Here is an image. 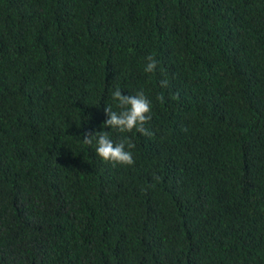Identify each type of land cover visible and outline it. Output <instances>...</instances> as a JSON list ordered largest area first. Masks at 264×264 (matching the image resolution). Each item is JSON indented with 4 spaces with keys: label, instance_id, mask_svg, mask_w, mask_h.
I'll list each match as a JSON object with an SVG mask.
<instances>
[{
    "label": "trees",
    "instance_id": "trees-1",
    "mask_svg": "<svg viewBox=\"0 0 264 264\" xmlns=\"http://www.w3.org/2000/svg\"><path fill=\"white\" fill-rule=\"evenodd\" d=\"M0 264H264V0H0Z\"/></svg>",
    "mask_w": 264,
    "mask_h": 264
},
{
    "label": "clouds",
    "instance_id": "clouds-1",
    "mask_svg": "<svg viewBox=\"0 0 264 264\" xmlns=\"http://www.w3.org/2000/svg\"><path fill=\"white\" fill-rule=\"evenodd\" d=\"M144 71L152 73L156 70L158 61L152 55L146 58ZM168 85L167 79L160 81V87L165 88ZM112 99L117 102L120 109L118 112L113 111L111 106H106L104 111L107 119L103 127L115 128L121 133L136 132L144 136H151L153 133L146 127L151 120V101L147 98L143 90L138 91L135 95L122 94L120 89L112 92ZM157 99L163 102V96ZM95 141V154L102 160L112 163L131 166L135 163L131 149L135 147L131 138L124 137L119 142H114L108 131L93 132L85 134L83 142L89 146Z\"/></svg>",
    "mask_w": 264,
    "mask_h": 264
}]
</instances>
